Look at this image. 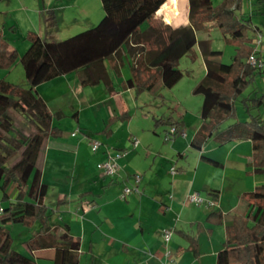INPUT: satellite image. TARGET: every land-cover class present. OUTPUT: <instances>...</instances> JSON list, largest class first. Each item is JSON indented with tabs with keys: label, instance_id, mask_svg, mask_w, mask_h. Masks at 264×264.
Wrapping results in <instances>:
<instances>
[{
	"label": "trees",
	"instance_id": "16d2710c",
	"mask_svg": "<svg viewBox=\"0 0 264 264\" xmlns=\"http://www.w3.org/2000/svg\"><path fill=\"white\" fill-rule=\"evenodd\" d=\"M100 1L104 12L101 20L69 38L47 41L36 32H27L25 39L30 46L22 57L25 82L0 78V189L3 192L0 264H37L35 259L13 247L9 226L20 223L32 229L24 244L31 251L41 249L44 246L40 236L51 231L52 215L67 202L63 198L53 209L46 205L48 185L42 180L41 168L48 141L62 133L55 122L67 115L62 110L51 112L36 87L57 77L73 73L82 86L103 83L112 93L115 87L110 68L121 75L125 57L130 55L134 62L123 86L134 88L138 95L150 92L162 97L163 88L171 89L183 78L179 61L198 43V33L219 29L225 41L234 46L235 53L231 63H222L216 58L222 52L202 41L206 73L193 88V94L203 98L202 124L190 146L201 150L210 139L220 146L249 140L253 146L252 172L264 174V116L260 113L264 107V90L254 88L245 95L258 78L264 77V69L249 62L251 58L264 62V34L251 17L243 14L245 3L250 1L252 16H264V0H221L218 4L213 0H189V21L178 28L156 18L168 0ZM146 22L149 26L142 30ZM18 57V51L10 50L0 31V68H11ZM237 102H241L247 113L244 121L237 118ZM130 116L125 106L103 132L110 133L111 123L128 120ZM72 117L77 118V113ZM159 122L177 128L183 125L172 115L155 120V125ZM10 187L16 189L14 201H10ZM217 192H212L215 200ZM208 220L215 225L231 222L226 226V240L215 264H264V184L241 194L234 211L226 214L212 211ZM80 249V238L74 237L69 226L64 225L57 237L53 263L79 264ZM192 249L197 255L196 244Z\"/></svg>",
	"mask_w": 264,
	"mask_h": 264
},
{
	"label": "crops",
	"instance_id": "0c3cea01",
	"mask_svg": "<svg viewBox=\"0 0 264 264\" xmlns=\"http://www.w3.org/2000/svg\"><path fill=\"white\" fill-rule=\"evenodd\" d=\"M180 4L186 9V15L177 25H172L173 28L189 21V0H180ZM86 5L87 2H84L78 6V17L84 19L87 16L84 12ZM2 13L0 10V14ZM53 15L55 21L51 19L50 23L53 22L55 26L58 24L57 15L55 12ZM103 15L101 5L95 19ZM78 17L75 14L72 22H76ZM158 17L164 23L170 24L157 12L156 18ZM10 50H13L11 45ZM121 71V89H116L115 82L114 92L111 93L105 88L109 92V105L113 102V96L135 90L123 86L122 82L128 79L130 74L125 72V66ZM75 76L78 77L73 73L63 75L36 87L51 112L64 111L60 106L63 104L62 98L58 97V94L62 92L63 96L71 91L72 80L74 79L75 85L77 83ZM111 77L114 81V76ZM160 93L163 98L164 94L162 91ZM143 94H137L136 99ZM96 103L97 100L87 101L85 109L95 111ZM50 104L57 106V110H51ZM125 106L130 111L126 100L121 98L107 124L100 130L108 138L115 136V126L118 123L129 124L133 121L130 111L128 120H117L110 124V133L103 132L109 121L119 116ZM177 109L178 106H175L171 115L175 120L183 122L181 128L187 131L186 138L192 123L190 125L188 122V113L182 114ZM74 113H77V118H72L77 127L85 133L83 130L87 128L83 124L81 111ZM168 117V114L156 116L152 112V123L149 126L136 131L128 130L122 145L107 147L102 152L101 164L106 159L107 151L111 149H126L129 153L119 160L121 170L117 176L111 178L99 172L103 178L102 182L94 180L89 171L90 166H86V159L81 152L83 143L65 139V132L60 127L61 135L48 141L41 165L42 180L48 185L45 199L48 207L55 208L56 203L63 198H66L67 202L52 215L51 231L40 236L44 247L31 251L24 244L27 250L22 252L35 259L37 264H54L57 237L62 227L68 225L71 234L81 241L79 264H215L217 254L226 240V226L231 222L212 224L208 220L209 214L212 211L226 214L237 209L240 195L263 185L264 174L252 172L250 163L253 146L249 140L232 141L220 146L210 139L201 150L192 148L190 141L201 126L200 120H196L195 127L191 130L190 139L187 141L188 148L181 149L177 146V138L183 137L178 135L172 139L174 143L166 144L165 133L171 125L161 122L155 125V120ZM76 131L77 129L72 135ZM86 135L90 136L87 133ZM133 137L140 141V146L136 149L132 146ZM173 165L177 168L175 174L171 173ZM133 173L141 175L139 191L124 198V188L136 185L131 175ZM213 191H218V199L215 200L213 208L195 206L187 201V196L192 192L199 193L206 199H214ZM8 193L10 201H14L16 189L10 187ZM50 194L53 196L50 197ZM49 203H53L52 206ZM168 225H174L175 232L171 241L166 243L163 230ZM31 235L32 229L29 228L25 239L28 240ZM194 244L198 249L197 255L192 249Z\"/></svg>",
	"mask_w": 264,
	"mask_h": 264
},
{
	"label": "rangeland",
	"instance_id": "374dc122",
	"mask_svg": "<svg viewBox=\"0 0 264 264\" xmlns=\"http://www.w3.org/2000/svg\"><path fill=\"white\" fill-rule=\"evenodd\" d=\"M220 1L221 0H213L214 4H218ZM84 2H87L86 8L84 9L87 16L83 19L78 17L77 11L80 12L78 6L84 4ZM45 4L48 7H46ZM99 7H101L100 0H3L0 4V10L3 12L0 14V31L5 35L6 40L13 50L18 51L19 57L11 68H0V78L10 80L14 83L22 84L25 82V68L22 57L30 46V42L25 39L27 32H37L47 41H60L69 38L99 22L102 16L99 17V19H95ZM54 12L57 15L58 22L55 26L50 23L51 19L54 17ZM187 13L189 14L188 9ZM75 14L78 20L72 22V18ZM243 14L247 17H251L254 23L262 28L264 34V16H252L253 6L250 1L245 3ZM158 22H163L160 17H158ZM148 23L149 22L144 23L141 29H147L149 26ZM169 25L172 26L173 24ZM197 36L198 43L193 47L190 53L179 61L178 69L183 72V78L173 88H163L161 90L164 94L163 98L157 97L150 92H144L140 98L136 99L137 92L134 90L125 92L123 95L113 96V102L109 105V101H107L109 92L105 89L104 84L98 87H84L80 84L76 76L77 83L75 85L73 82L74 79L72 80L71 91L64 93L63 96H61L62 92L58 94V97H61V101L63 102L60 106L64 108L67 117L61 121H56L55 124L63 129L65 132V139L74 143H78L79 141L83 143L81 152L86 159V166H90L89 171L94 180H98L99 182L103 181L102 175L99 174L102 152L109 146L122 145L127 138L128 130L136 131L149 126V124L152 123L150 120L152 112H154L156 116H166L167 114L170 116L173 108L178 106L177 110L180 113H188V122L190 125L192 123V128H189L188 137H178L176 140L179 148H188L189 142L187 143V141L190 139L191 130L195 127L196 120H200L202 124L199 112L201 111L203 98L200 95L193 94V88L204 78L206 73V66L202 54L204 46L202 41H208L213 50L222 52V54L216 57L217 60L222 63H231L235 53L234 46L225 41L219 29L215 28L207 32L201 31ZM133 62L134 59L130 55L125 57L124 66L127 74H130V66ZM110 73L114 76L116 89L119 91V89H121L119 88V76L111 68ZM254 88H258L257 90L261 91L264 90V77L258 78L253 86L247 89L245 95ZM121 98L125 99L128 103L133 121L129 124L125 122L118 123L115 126V136L113 138H108L105 134L101 133L100 130L107 124L109 117L113 114V109L120 103ZM89 100H97L98 103H96L95 111L85 109L86 102ZM236 107L238 120H246L248 116L241 102H237ZM50 108L51 110H57L58 107L50 104ZM78 110L81 111L83 124L87 128L83 130L85 133L77 127L75 120L72 118L73 112ZM92 112L93 115H91ZM255 112L257 113L258 111ZM260 113L264 116V107L260 109ZM20 120L21 117L18 116V121ZM76 129V135H72V132ZM86 133L91 137L87 136ZM92 139H98L102 142V145L97 151H93L91 148ZM162 139H164V137H162ZM172 143H174V140L166 141V144ZM86 168L87 167H85V169ZM2 194L3 192L0 189V201ZM51 196L53 195L50 194V197ZM49 204L52 206L53 203ZM9 228L13 233V247L18 251L26 252L27 248L24 245V240H26L25 236L28 234L29 228L20 223L11 224Z\"/></svg>",
	"mask_w": 264,
	"mask_h": 264
},
{
	"label": "built area",
	"instance_id": "2783aa9c",
	"mask_svg": "<svg viewBox=\"0 0 264 264\" xmlns=\"http://www.w3.org/2000/svg\"><path fill=\"white\" fill-rule=\"evenodd\" d=\"M261 43V37L258 40V44ZM261 47V45H260ZM249 62L253 64L254 66L259 67L260 69H264V62L257 61L255 58L249 59ZM73 135H76V132L73 133ZM177 135H181L183 137L186 136V131L182 128H177L176 125H171L168 131L165 133V140L169 141L172 140ZM102 145V142L98 139H92L91 141V148L93 151H97L100 146ZM132 146L133 148H138L140 146V141L133 137L132 138ZM129 151L126 149H111L107 151L106 159L103 161V163L100 166V172L102 175L107 177H115L119 174L121 170V165L119 163V160L126 157L128 155ZM177 172L176 165H173L171 167V173L175 174ZM134 177L135 180V187H125L123 192V197L125 198L127 195H130L133 192H138V185L141 181V175L138 173L131 174ZM187 201L195 206H206L209 208H213L216 204L215 199H206L202 197L199 193L192 192L187 196ZM3 208L0 206V213L2 212ZM175 232V226L174 225H168L163 230V239L166 243L170 242ZM146 264V263H144Z\"/></svg>",
	"mask_w": 264,
	"mask_h": 264
},
{
	"label": "bare ground",
	"instance_id": "6f19581e",
	"mask_svg": "<svg viewBox=\"0 0 264 264\" xmlns=\"http://www.w3.org/2000/svg\"><path fill=\"white\" fill-rule=\"evenodd\" d=\"M158 13L164 15L166 21L173 25H177L186 15L185 8L181 7L180 0H169L160 8Z\"/></svg>",
	"mask_w": 264,
	"mask_h": 264
}]
</instances>
